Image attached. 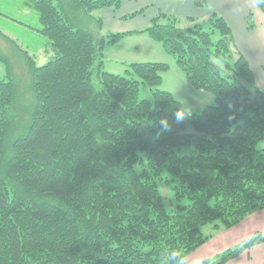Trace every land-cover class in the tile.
Returning a JSON list of instances; mask_svg holds the SVG:
<instances>
[{
  "label": "trees",
  "instance_id": "trees-1",
  "mask_svg": "<svg viewBox=\"0 0 264 264\" xmlns=\"http://www.w3.org/2000/svg\"><path fill=\"white\" fill-rule=\"evenodd\" d=\"M194 2L208 8L207 0ZM23 4L36 13L34 29L53 56L37 65L23 50L32 94L25 115L11 62L0 54L7 64L0 77V264H177L165 259L171 252L187 264L211 238L203 226L232 228L264 209V86L241 52L232 57L234 35L221 14L210 11L206 28L192 18L183 27L181 17L159 10L144 28L105 33L93 12L117 9L120 0ZM132 33L158 42L188 85L215 102L187 110L160 88L166 62L105 70L106 45ZM141 85L150 98L139 97ZM181 107L189 115L177 124ZM161 117L171 125L166 132ZM164 170L174 197L188 201L181 211L165 207L158 189ZM262 242L264 232L255 231L197 264H225Z\"/></svg>",
  "mask_w": 264,
  "mask_h": 264
},
{
  "label": "rangeland",
  "instance_id": "rangeland-1",
  "mask_svg": "<svg viewBox=\"0 0 264 264\" xmlns=\"http://www.w3.org/2000/svg\"><path fill=\"white\" fill-rule=\"evenodd\" d=\"M262 11L264 12V10ZM93 15H101V10H95ZM207 17L208 16L199 17L195 21L206 28ZM180 19V26L185 27L194 24L185 17H181ZM252 19L254 24V21L256 22L254 14L252 15L251 20ZM139 21L141 20L133 22L138 23L139 26ZM38 25L36 13L24 4L22 5V0H0V30L7 35L6 38L5 35L0 33V54L3 55V57H8L11 62L12 74L16 80L19 94V103L21 106L19 108H21L22 111L31 103L32 99L29 86V71L23 50L27 51L32 59H35L37 65L45 63L53 56V51L46 43L47 40L34 29V27H37ZM260 26H262V24ZM253 27L248 28L249 31L256 29ZM103 30L105 33L110 32V30L104 29V26ZM144 39H149V36L146 33L136 34L132 37L125 38L122 41L120 40L116 45H106L104 51V69L110 72L124 74L126 68L125 63L128 62H166L169 64L170 68L162 73L163 79L160 88L171 91L175 97L183 103L187 110L200 112L205 106L215 102L214 95L211 92L203 89H193L188 85L183 72L176 65L175 57L173 55L164 52L162 46L158 42H154L155 47L152 48L144 42ZM238 48V44L235 41L233 48L234 52L232 53L233 58L237 56L238 52H241L240 50H237ZM6 73V61L5 59H0V77H4ZM256 84L258 85V83ZM139 97H151L149 86H140ZM24 112L26 115L27 112L25 110ZM187 128L188 130H192L189 125ZM258 147H264V141L260 142ZM166 177H168V174L164 170L161 174V178L158 180V189L163 198L165 207L169 212L181 211V206L188 204V201L186 199L178 200L174 197L171 183L166 182ZM262 211V209H258L251 214L259 215V213H264ZM249 215L247 216L248 218L245 217L247 220L245 219L242 224L243 226L241 225L239 228H235L236 230L233 228L230 230V228L222 227L214 230L211 223L203 226L202 232L205 235L212 234L211 238L204 243L206 247L203 251H208L210 247L212 249L219 248V246H221L220 244H222L221 242H225L226 240H234L235 237L240 234V231L242 232L246 230L250 225L249 221L252 217ZM215 223L220 224V221L217 220ZM260 226H264V221L261 220ZM200 251L198 252L195 250L191 252L187 257V264H193L194 259L202 253ZM216 257V254L211 255L208 259L209 262L215 261Z\"/></svg>",
  "mask_w": 264,
  "mask_h": 264
},
{
  "label": "crops",
  "instance_id": "crops-1",
  "mask_svg": "<svg viewBox=\"0 0 264 264\" xmlns=\"http://www.w3.org/2000/svg\"><path fill=\"white\" fill-rule=\"evenodd\" d=\"M207 2L208 8H203L196 6L194 0H120L119 8L101 9V15L104 29L115 33L144 28L148 24L149 19L159 10L180 17L192 18L194 21L199 17L208 16L210 11H216L229 23L234 39L238 44V50L247 58L255 74L258 86H264V12L262 9H259L253 0H207ZM140 9H144V11L132 18H126L128 14ZM250 10L256 19L253 27L256 29L251 31L247 27L246 20ZM136 20H141L139 21V26L138 23L133 22H136ZM261 24L262 26H260ZM136 34L142 33L129 34L121 41ZM144 42L152 48L155 47L154 42L156 41L150 37L149 39H144ZM262 212H264V209ZM249 216L252 217L249 221L250 225L246 230L240 231V234L234 240L221 242L222 244L219 243L221 245L219 248L212 249L210 247L208 251H203L206 247L205 244L202 245L203 247L201 246L202 248L196 249L198 252L201 250L200 252L202 253H198L199 255L194 259L193 264H197L204 259L208 260L211 255H218V252L220 253V251L222 252L242 241L255 231L264 232V226H260L261 220L264 221V213H259V215L251 214ZM246 218L248 217L246 216ZM246 218L232 228L234 230L239 228ZM225 264H264V242L243 250L237 257L227 261Z\"/></svg>",
  "mask_w": 264,
  "mask_h": 264
},
{
  "label": "clouds",
  "instance_id": "clouds-1",
  "mask_svg": "<svg viewBox=\"0 0 264 264\" xmlns=\"http://www.w3.org/2000/svg\"><path fill=\"white\" fill-rule=\"evenodd\" d=\"M258 2H264V0H258ZM188 115L189 114L181 107L180 109H177V111L174 113V122L177 124L182 123L185 119H187ZM157 123L160 127L161 132H166L171 127L167 117L159 118ZM173 258L176 260L177 264H184L183 258L179 257L176 252H171L165 257L166 260H170Z\"/></svg>",
  "mask_w": 264,
  "mask_h": 264
}]
</instances>
